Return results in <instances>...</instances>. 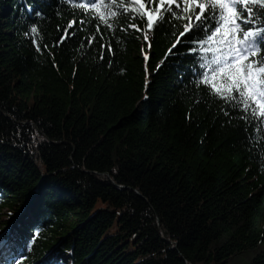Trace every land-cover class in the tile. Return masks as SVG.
<instances>
[{"label":"trees","instance_id":"trees-1","mask_svg":"<svg viewBox=\"0 0 264 264\" xmlns=\"http://www.w3.org/2000/svg\"><path fill=\"white\" fill-rule=\"evenodd\" d=\"M103 11L0 0V264H264V135L196 75L220 53L157 68L183 28Z\"/></svg>","mask_w":264,"mask_h":264},{"label":"snow or ice","instance_id":"snow-or-ice-1","mask_svg":"<svg viewBox=\"0 0 264 264\" xmlns=\"http://www.w3.org/2000/svg\"><path fill=\"white\" fill-rule=\"evenodd\" d=\"M103 2V13L98 19L103 20L107 28L111 29L105 17L126 16L128 28L136 32H143L144 40H149V32L168 23L173 28L182 27L183 31L175 38L171 48L165 53V59L157 65L160 68L171 55H178L173 50L178 45L191 43L200 45L202 49L191 47L188 53H209L217 51L220 55H213L210 60L199 65L201 71L196 73L198 84L210 85L209 94L223 101L229 108L238 110L240 119L253 124L264 135V0H136L139 8L131 6L133 0H76V7L100 10ZM131 6V7H130ZM115 9V10H114ZM37 16L40 13H36ZM97 17H93V22ZM184 20L180 25L176 21ZM145 26L141 27V22ZM88 22V17L80 20L81 25ZM75 21H70L63 29L64 35L56 42L57 47L74 35L69 32ZM96 31L100 32L99 25ZM127 31L126 28L119 29ZM35 34L32 43L37 52L48 48L39 46L40 32L36 25H32L26 36ZM196 37L189 40L188 37ZM184 38V39H181ZM94 38L87 40L93 43ZM213 45L217 47L213 49ZM100 59H105V48L111 54V44H100ZM151 47V44H149ZM143 51V49H141ZM146 62L150 56H145ZM195 71V70H193ZM216 81H219V86ZM225 116L229 113L221 108ZM264 142V141H262ZM0 237V244H2Z\"/></svg>","mask_w":264,"mask_h":264},{"label":"rangeland","instance_id":"rangeland-1","mask_svg":"<svg viewBox=\"0 0 264 264\" xmlns=\"http://www.w3.org/2000/svg\"><path fill=\"white\" fill-rule=\"evenodd\" d=\"M2 235H3V234H0V237H2ZM0 247H1V245H0Z\"/></svg>","mask_w":264,"mask_h":264}]
</instances>
